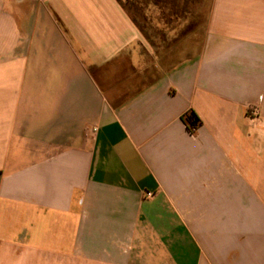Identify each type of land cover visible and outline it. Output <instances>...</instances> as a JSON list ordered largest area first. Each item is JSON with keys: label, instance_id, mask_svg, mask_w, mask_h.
<instances>
[{"label": "crops", "instance_id": "0c3cea01", "mask_svg": "<svg viewBox=\"0 0 264 264\" xmlns=\"http://www.w3.org/2000/svg\"><path fill=\"white\" fill-rule=\"evenodd\" d=\"M0 264H264V0H0Z\"/></svg>", "mask_w": 264, "mask_h": 264}, {"label": "trees", "instance_id": "16d2710c", "mask_svg": "<svg viewBox=\"0 0 264 264\" xmlns=\"http://www.w3.org/2000/svg\"><path fill=\"white\" fill-rule=\"evenodd\" d=\"M183 121L192 133H196L198 128L201 126L202 121L198 114L194 110L186 112L182 116Z\"/></svg>", "mask_w": 264, "mask_h": 264}, {"label": "built area", "instance_id": "2783aa9c", "mask_svg": "<svg viewBox=\"0 0 264 264\" xmlns=\"http://www.w3.org/2000/svg\"><path fill=\"white\" fill-rule=\"evenodd\" d=\"M250 114L253 115L256 118L261 117V107L260 105L256 104V105H252L250 106Z\"/></svg>", "mask_w": 264, "mask_h": 264}]
</instances>
